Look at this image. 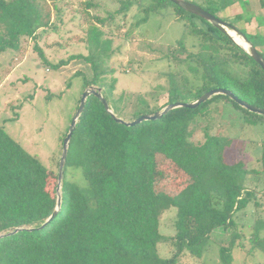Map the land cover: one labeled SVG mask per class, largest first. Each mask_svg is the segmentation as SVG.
<instances>
[{
  "label": "trees",
  "instance_id": "16d2710c",
  "mask_svg": "<svg viewBox=\"0 0 264 264\" xmlns=\"http://www.w3.org/2000/svg\"><path fill=\"white\" fill-rule=\"evenodd\" d=\"M51 1L53 11L59 14L58 0ZM189 1L223 21L230 19L227 22L243 32L264 59L260 35L247 33L246 26L244 30L231 21L242 20L244 25L249 21L247 0H241V6L248 15L233 18L228 7L234 0ZM91 2L86 7L94 6ZM136 4L142 6L136 27L167 7H172L184 26L176 43L184 56L169 54L183 67V81L178 82L177 74L170 76L167 104L191 102L220 87L264 108V70L226 33L170 0H123L119 10L125 14ZM258 4L264 9V0ZM50 14L47 0H0V53L7 47L20 52L21 39L35 38L49 26ZM98 20L101 24L105 21ZM188 38L194 41L190 50ZM86 41L92 46L87 55H70L54 64L37 46L35 50L42 62L54 69L77 57L89 62L92 76L83 79L84 88L90 84L103 88L111 109L124 120L161 109L151 108L139 98L131 115L123 117L122 99L109 98L115 81L108 82L102 69L109 57V41L102 39L95 25L88 28ZM233 65L244 67L245 73L233 71ZM221 100L241 112L245 123L264 127V115L248 111L223 94L213 95L194 108L177 107L160 119L134 125L117 122L100 99L89 95L68 146L60 211L45 226L42 224L57 204L58 171L43 166L0 126V264H177L183 253L200 258L211 233L219 228L230 230L229 243L219 247V257L222 264H231V250L241 237L233 216L251 201L260 206L247 182L249 175L264 181V136L259 167L251 169L242 161L226 160L218 135L205 131L202 140L192 141L193 119L206 116L211 102ZM163 164L184 178L172 192L156 185ZM69 169L78 170L84 183L68 179ZM261 193L264 196V187ZM170 208L175 210L174 233L165 236L160 232V218ZM263 230L264 218H256L249 250L264 254ZM160 242L170 247L171 256L160 255Z\"/></svg>",
  "mask_w": 264,
  "mask_h": 264
},
{
  "label": "rangeland",
  "instance_id": "374dc122",
  "mask_svg": "<svg viewBox=\"0 0 264 264\" xmlns=\"http://www.w3.org/2000/svg\"><path fill=\"white\" fill-rule=\"evenodd\" d=\"M88 1H92L94 6L86 7ZM122 1L58 0L61 11L58 14L52 9V1L47 0L51 12L49 26L40 30L35 38H22L20 52L7 47L0 53V126L48 169L58 171L64 135L82 91L86 88L83 79L91 78L92 69L89 62L78 57L54 69L42 62L35 50L36 46L50 64L67 60L70 55H87L92 47L86 41L88 28L97 26L102 32V39L108 40L110 47L109 57L102 63V69L108 82L115 81L111 96L109 93L107 95L111 99H122L120 105L123 106V117L131 115L139 98L151 108L162 109L167 105L170 76L177 74L178 82L183 81V67L169 57L171 52L184 56V52L176 45L184 26L175 18L172 7H167L162 13L150 14L147 22L136 27V20L142 16V6L133 5L124 14L119 10ZM193 1L202 3V0ZM250 4L247 12L253 20L250 23V17L247 30L250 33L262 32L264 20L258 19L257 13L255 15L250 12L252 8L260 6L254 0ZM233 7L231 13L241 11L244 16L248 15L240 6L235 5V9ZM116 10L119 12L114 13ZM224 13L223 11L222 14ZM98 19L105 21L101 24ZM231 21L236 22L238 27L245 26L242 20ZM260 38L264 44L263 32ZM193 42L189 38L186 41L189 50L192 49ZM261 50L264 51V45ZM231 69L242 74L246 70L237 65H233ZM186 75L190 82L196 84L188 73ZM208 108L206 116L193 119L195 122L190 125L191 140H202L205 131L218 135L223 140L227 161H242L249 169L258 168L264 127L245 123L242 113L228 102H211ZM162 169L156 179L157 188L172 192L184 183V178L170 166L163 164ZM248 177L247 185L256 192L260 206L251 201L234 214L233 219L241 237L231 250V264H260L264 260V254L260 250H249L251 226L256 218H264V196L261 193L264 181L263 178L256 180L252 175ZM67 178L84 183L78 170L69 169ZM174 216L173 208L161 214L160 232L163 235L170 236L174 233ZM261 234H264V230ZM229 239L230 230L216 229L208 238L200 258L183 253L177 264H222L219 247L227 246ZM158 252L162 257L172 255V250L165 242L158 244Z\"/></svg>",
  "mask_w": 264,
  "mask_h": 264
},
{
  "label": "water",
  "instance_id": "95a60500",
  "mask_svg": "<svg viewBox=\"0 0 264 264\" xmlns=\"http://www.w3.org/2000/svg\"><path fill=\"white\" fill-rule=\"evenodd\" d=\"M172 3L176 4L177 6L181 7L182 9H184L187 12H190L194 15H197L201 18H203L204 20L208 21L209 23H211L213 26H215L216 28L220 29L221 31H223L224 33H226L234 43H236L237 45L241 46L252 58L253 60L258 63L261 68L264 70V59L261 56V54L257 51V49L254 47L253 43L247 38V36L241 32L239 29H237L236 27L232 26L230 23H228L227 21H223L220 18L214 16L213 14L209 13L208 11H206L205 9H203L202 7H200L199 5L189 1V0H170ZM232 30L235 34H237L245 43V46L239 44L238 42L235 41V39L231 36V34L228 32V30ZM217 94H223V95H227L228 97H230L232 100H234L236 103H238V105H240L241 107L247 109L250 112L253 113H257L260 115H264V108L261 107H257L254 105H251L247 102H245L244 100L238 98L231 90L226 89V88H213L210 89L206 92H204L202 95H200L196 100L191 101V102H181V101H177V102H173V103H168L166 106H164L162 109L157 110L153 113H146V114H142L140 116H138L136 119L131 120V121H127L124 120L121 117H118L113 110L111 109L110 105L108 104L106 98L103 96L102 92H101V88L100 87H95L93 85H89L88 87H86L82 94L81 97L79 99V103L77 106V109L74 113V115L72 116L68 131L63 139V143H62V152L60 155V160H59V165H58V179H57V204L56 207L54 209V211L52 212V214L49 216V218L42 224V226H45L48 222H50L52 219H54L61 208V193H60V189L62 186V178H63V168L65 165V159H66V155H67V151H68V146L72 137V133L76 127L77 121L81 115V113L84 110L85 107V103H86V99L89 95H95L98 99H100V101L103 103L105 110L111 114V116L120 123H124L126 125H134V124H138L141 123L143 121H147V120H155V119H160L164 114H166L168 111L177 108V107H186V108H194L198 105H200L201 103L205 102L207 99H209L210 97H212L213 95H217ZM21 228H17L16 230H19Z\"/></svg>",
  "mask_w": 264,
  "mask_h": 264
},
{
  "label": "crops",
  "instance_id": "0c3cea01",
  "mask_svg": "<svg viewBox=\"0 0 264 264\" xmlns=\"http://www.w3.org/2000/svg\"><path fill=\"white\" fill-rule=\"evenodd\" d=\"M241 0H234V2L232 3V5L228 8V14H229V17L230 18H233V17H235V15H237V14H239V15H241L242 14V12L241 11H237L236 13H231V7L232 6H234L233 7V9H235L236 7H235V5H237V6H240L241 8H242V1L240 2ZM248 1V5L250 4V3H252V0H247ZM254 3L257 5V1H255L254 0ZM251 5V4H250ZM256 7V6H255ZM233 12V11H232ZM251 14H252V12L256 15V13L259 15V17H258V19H261V20H264V9L263 8H260V7H257V8H252L251 9ZM254 15V16H255ZM262 16V17H261ZM251 17V16H250ZM252 17H251V20H250V23H252ZM244 23H245V26H247L248 27V23H247V21H244ZM256 24V23H255ZM247 27H246V31L248 32V33H250L248 30H247ZM262 32L264 33V26H262ZM262 32L261 31H255V33H250V34H262ZM263 45L264 44H262V47H263Z\"/></svg>",
  "mask_w": 264,
  "mask_h": 264
},
{
  "label": "bare ground",
  "instance_id": "6f19581e",
  "mask_svg": "<svg viewBox=\"0 0 264 264\" xmlns=\"http://www.w3.org/2000/svg\"><path fill=\"white\" fill-rule=\"evenodd\" d=\"M228 32L235 39L236 42H238L239 44L245 46V43L243 42V40L238 35H236L232 30H228Z\"/></svg>",
  "mask_w": 264,
  "mask_h": 264
}]
</instances>
